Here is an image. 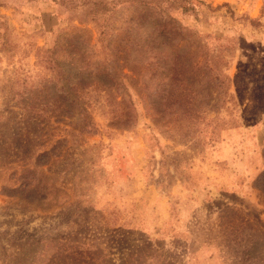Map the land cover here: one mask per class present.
<instances>
[{"label":"rangeland","instance_id":"obj_1","mask_svg":"<svg viewBox=\"0 0 264 264\" xmlns=\"http://www.w3.org/2000/svg\"><path fill=\"white\" fill-rule=\"evenodd\" d=\"M0 264H264V0H0Z\"/></svg>","mask_w":264,"mask_h":264},{"label":"trees","instance_id":"obj_2","mask_svg":"<svg viewBox=\"0 0 264 264\" xmlns=\"http://www.w3.org/2000/svg\"><path fill=\"white\" fill-rule=\"evenodd\" d=\"M170 222H171V218H169V220L165 223V227H166V225H167V227H169V226L172 227V229H171V227H170L171 230L175 229V227L173 226V224L170 225ZM142 226L146 227L145 230H149V229H151V228H149V227H147V226H145V225H142ZM164 229H165V228H163L162 230H159V231H158L159 234L161 235V238H163V239H164L165 236H166V233H165V230H164ZM150 231H151V230H150ZM152 232H153V228H152ZM148 235H149L150 237L153 236L152 233H148ZM172 235H173V234H172ZM175 236H176V234L173 235V237H175Z\"/></svg>","mask_w":264,"mask_h":264},{"label":"crops","instance_id":"obj_3","mask_svg":"<svg viewBox=\"0 0 264 264\" xmlns=\"http://www.w3.org/2000/svg\"><path fill=\"white\" fill-rule=\"evenodd\" d=\"M150 230H151V231H150ZM146 232H147V233H153V232H155V228H153V232H152V228L149 229V230H146Z\"/></svg>","mask_w":264,"mask_h":264}]
</instances>
